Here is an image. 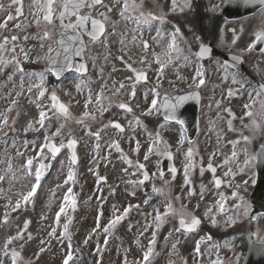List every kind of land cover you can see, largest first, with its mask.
I'll return each instance as SVG.
<instances>
[{
	"label": "rangeland",
	"instance_id": "1",
	"mask_svg": "<svg viewBox=\"0 0 264 264\" xmlns=\"http://www.w3.org/2000/svg\"><path fill=\"white\" fill-rule=\"evenodd\" d=\"M110 14L112 15L111 20H116L114 22L116 25L115 29L113 30L112 27L108 28L106 40L102 38L101 42L95 44L90 42V49L95 53L93 76L78 78L76 77L77 75H72L68 80L61 83H53L49 80L48 76L45 86L49 89V92L46 93L45 97L38 99L35 89L32 93L24 91L19 97L15 95L12 96V99L17 100L16 107L13 108L15 114L12 119V121L15 120V125L14 128L8 130L11 135H9V155L7 157L4 155L3 147H0V174L6 170L8 163H11L14 168H17L27 158L35 156L39 150V146L43 143L44 136L55 132L56 128L61 123L65 125L63 129L64 133L71 132V135H77L79 139V163L71 166V170L75 172V183L71 181L68 184L64 183L70 171L68 156L63 154L56 159L46 160L45 163L49 164L50 167L46 171L45 178L42 181V187L40 190L38 189L36 193L32 208L24 205L22 207V213L16 219L9 220L6 223H2L1 220L3 214L6 212L4 206L7 203V198L10 197L14 204L17 199V193L27 191V187L22 188L21 185L27 186L28 181H20L11 188V191H9L8 183L0 184V188L4 189V192L0 193V246L2 243L4 244L8 236H12V234H16L20 229L25 228V222L30 221L26 229L31 233V239L27 238V240H31L33 243L31 255L35 254L36 249L46 248L47 253L44 256L45 264H59L60 261L65 258L69 244H71L72 251L77 255H81L82 257L86 254L89 259V264H125V260H127V264H137L138 261H142L144 248L151 239V234L148 233L146 229L156 216V210L158 209L159 212L164 213L166 211V203H172L169 197H171L173 193H171L170 189L163 187L165 191L160 193L162 198L160 197L161 199L157 206L150 209V211L137 209L130 214L131 216L127 221H125L126 216L123 221L114 228V239L111 241L107 250L104 249L103 240L106 233L103 231V228L106 225V221L118 215L120 211H123L129 205L135 207L143 203L148 192L147 190H149V183L147 184L144 182L140 188L135 189V195H133L132 192H126L120 184H123L122 181L133 182L142 179L143 171H138L135 167V163L143 160L144 155L147 154L146 151H144L147 146L146 143L148 144V142L156 138V136L154 134L150 136L141 130V126L136 123L137 113L135 111L142 112L149 107L153 99L151 97V86L153 82L159 78H169L171 75V69L168 67L164 68L162 75L157 71L159 65L155 63L154 53L162 54L166 51L169 39L168 33L174 30L173 26H169L165 22L162 25L159 22H154L151 29L145 28L141 39L149 41L152 46V48H148L147 51H145L139 39L136 42H131V30L135 25L131 22L125 23L123 21L119 15V5H116ZM243 21L239 23L249 24L251 22L252 26H245V33H242L241 36L238 37L237 42L247 40L253 33L264 28V16H262V13L252 17L249 21ZM239 23L237 26H239ZM29 29L30 28L17 31L15 28H11L7 30V32L3 30V34L0 37L18 35L22 39L24 35H29V40L24 42L23 46L25 48H29L28 46L34 47L37 53L43 55L44 49L42 50L39 48V42L35 39V33H31ZM157 29H161L164 34V39L160 40L159 43L153 40ZM125 32L128 33L126 38L122 35ZM122 38L125 41L124 45L120 43ZM32 40L38 43L34 45L32 44ZM246 44L247 43L242 44L241 47H245ZM121 56L124 58L123 62L119 59ZM142 57H147L145 63H141ZM162 59H166V57L162 55ZM187 61L188 58L186 63ZM125 62L131 64L134 68L147 71L148 80L145 83L129 80L128 77L134 76V73L126 67ZM148 65H150V67ZM43 67V64L39 65V63H33L28 70L39 72ZM101 68L103 69V73H101ZM113 69H115V71H113ZM80 79H84L88 83L87 87H84L83 90L78 92L76 84L79 83ZM14 80L15 84L19 85V79L14 78ZM121 82L124 84V88L117 92L116 90L119 88ZM133 84H135L134 98L130 95ZM27 85L28 81H25V87H27ZM102 86L106 87L105 95L111 97V105L108 107V110L116 111H113V113L116 114V118L119 121L125 124L126 131L118 132L110 129L102 137L96 138L89 134L88 128H86L85 125H80L76 121L82 117L85 111L84 104L88 91L91 90L95 98L96 93L99 92ZM12 90V83L3 82V84L0 85V94H3L2 98H0V113L4 112L8 107L10 100L7 98V94ZM16 90L18 91L19 89L17 88ZM51 91H55L61 100L69 106L72 119L66 122L64 118L52 117L54 121L48 123L47 127L43 130L39 129L37 131L29 129L25 131L24 129L28 128L29 122H32L34 128H39V125L35 122L39 119V112L42 109L46 110L51 108ZM127 101L132 107L131 113H126L123 109L118 107L120 103ZM37 103L41 105V108L37 107ZM104 103L107 105L108 101H104ZM88 110L94 111L93 105H89ZM49 116H52L51 112H49ZM100 117L101 115L97 113L95 120L99 121ZM85 123L91 129V132H97V124L91 123V120H86ZM169 130L170 125L163 123L159 137L169 145V148L170 146L176 148L179 145L178 142L180 138L175 141L176 139L174 136L171 133L172 136L169 134ZM31 131L37 132L35 138L27 137V133ZM21 133L26 134V136H21ZM255 133H257V131H255ZM262 133L264 134V131ZM69 138V135H65L63 141L66 143ZM11 139H15L16 141L15 149L11 145ZM58 140L61 142V138L58 137ZM137 140L140 142L141 146L139 153L134 155L135 151L133 152V150L136 147L135 141ZM114 141H119V148L123 150V153H125L128 158L133 160V165H128L125 162L123 163L119 159L121 151L115 147ZM97 145H99V148H97ZM16 149L23 153V156H17ZM180 154H182V151H180ZM107 161L108 163H106ZM224 161L225 160H223V162ZM182 164L180 163V168L182 170L181 175L177 179L172 180V176L164 174L165 181H167V178H170V181L184 183L185 176L183 175V171L186 163L182 162ZM35 166L38 167V165ZM125 168L128 169L127 172L124 171ZM146 170L151 176L153 173H158L161 169L160 165L151 163ZM99 176L105 177L106 182L111 184L108 191L105 190L108 184L105 186V184H103L104 182H101L103 179ZM207 179L211 183L209 180L210 175H207ZM197 180L198 179L194 178L191 180V187H196ZM68 187H72L74 197L77 199L78 203L75 210L66 207V212L65 214H61L60 221H63V224L69 223L71 241L60 234L59 224H56V213L65 203L64 196L67 194ZM200 190L199 188L195 190L196 196L191 197L190 203L186 205V212L195 215V213H199L200 211L204 212V210L207 209L200 198L201 195H197ZM5 193L7 194L6 196ZM182 194V191H180L179 196ZM222 195L227 197L226 193H222ZM180 207L181 205H178L175 208ZM10 211L11 208L9 207L7 212L10 213ZM101 213L102 216L99 217L98 214ZM217 217H222V214ZM97 222L100 224V228L98 229H96ZM53 228L56 230V234L50 236L49 233ZM93 229H96V231H93ZM3 230H5V234H1ZM254 230L258 233L260 239H264V216L258 222H255ZM173 234L177 238L173 239L172 245L171 241L168 242L170 245L168 248H165L161 255H154L155 257L153 256L152 259H150L151 264H211L212 262L217 264V262H220L219 259L215 260V257L218 255L215 254L216 251L212 248H208L206 251L200 248V252L197 254L195 249L189 250L183 247V244L188 238L187 235H183L175 230ZM73 235H75V240L78 241V247H80V250L83 249L85 254L75 251L72 247ZM85 239L88 241L87 244L84 243ZM42 241L43 243H41ZM174 241L176 242L175 248H173ZM190 242L192 245H203L205 242L204 235L196 234L190 238ZM114 246H116V251L114 250ZM93 247L99 248L100 252H95V248L93 251ZM35 260L36 259H31L30 262ZM223 261L225 260L223 259L221 262ZM38 264H41V262ZM81 264L84 263L81 261Z\"/></svg>",
	"mask_w": 264,
	"mask_h": 264
},
{
	"label": "snow or ice",
	"instance_id": "2",
	"mask_svg": "<svg viewBox=\"0 0 264 264\" xmlns=\"http://www.w3.org/2000/svg\"><path fill=\"white\" fill-rule=\"evenodd\" d=\"M245 3L248 4H258L262 6V16H264V0H245ZM119 5V15L123 19L125 23L131 22L135 25V27L131 30V42H136L138 39L142 44L145 51L150 47L149 42L147 40L141 39L143 36V31L145 28L151 29L154 22H159L161 25L164 23V16L156 14L152 11H148L144 7V0H115L114 5H107L104 3V0H31L30 8L32 9L33 23L35 28L37 29L35 33V39L39 42V48L44 49L46 42L48 43L46 52L43 55H40L35 51V48H25L23 46L24 42L29 40V35H24L21 39L18 35L11 36H3L0 37V78L4 79V83H12L13 90L7 94V98L10 100L8 107L4 110V112L0 113V147L4 149V155L7 157L8 146H9V129L14 128L15 120L9 123V113L12 112L13 108L16 107L17 100L12 99V96L15 95L19 97L23 94L24 91L28 93H32L35 89L39 98L45 97L46 93L49 92V89L45 86L46 80L49 74L54 75L56 77H61L63 74L70 69H74L75 72L86 75L89 71V65L86 62L75 63L76 58L85 57L86 51L88 49V44L85 42V36L88 37L89 41L92 44L97 42H101L102 38L107 39L108 28L112 27L115 29L116 25L111 20L110 13L113 10V7ZM14 6L15 15L9 14V9ZM191 7V0H184L183 4L179 2V0H171L170 12H184L186 8ZM99 9H104L103 11H99ZM94 10L96 11V15H93ZM216 7L213 6L210 11H215ZM0 12H5L7 15V19L4 20L3 23H0V29H7L8 21H16L18 18L24 16V4L23 0H11V5L9 8H6L4 4L0 3ZM59 26L61 31L58 33L59 38L54 39V29L56 26ZM15 29L17 31L21 30V24L16 23ZM234 31V30H233ZM123 37H127L128 33L125 32L122 34ZM168 43L166 51L162 54H155V63L159 65L157 71L162 75L164 68L167 64L172 62L173 54H176V57L179 58V54L184 51V48H191V45L187 43L183 34L180 31L179 27H174V30L168 33ZM164 39V34L161 29L156 30V35L153 37L157 43L160 40ZM124 39L120 40L121 45H124ZM235 39L233 40V44H235ZM196 47L198 51L193 53L194 56L203 59L205 57L210 56L213 51L214 45H209V43L197 36L195 38ZM181 44L184 45V48L181 47ZM264 44V28H261L259 31L254 33L253 41L247 45V47L243 51H252L258 45ZM166 57V59H162ZM119 59L123 62V56L119 57ZM187 60V56L184 57ZM241 59L240 56L232 57V67H235V62ZM147 57H142L141 63H145ZM32 63L43 64L44 67L41 71H29L26 65ZM93 61V66H94ZM126 63V67L130 69L134 76L128 77L129 80H134L135 82H139L141 80H147V74L143 69H137L132 67L131 64ZM221 66L225 69L227 73V69L229 67V63L227 60L221 61ZM150 67V65H148ZM115 71V69H113ZM101 73H103V69L101 68ZM196 77H199V83L196 85L199 87L204 84L203 72L197 71ZM14 78H18L20 83L19 85L15 84ZM227 79V74L225 76ZM233 83H236V77L233 76ZM25 81H28L27 87H25ZM195 82V80H194ZM87 81L84 79H80L79 83L76 84L77 91L83 90L84 87H87ZM19 89L18 91L16 89ZM124 88V84L121 82L119 88L116 90L117 92L120 89ZM106 87L102 86L98 93H96L95 98L91 90L88 91L87 98L85 100L84 109L85 111L82 114V117L76 122L79 124L85 125L88 128L89 134L95 137L100 136V132L97 131L95 133L91 132V129L85 123L86 120H94L96 118V114L99 113L103 115L105 111L108 110V107L111 105V97L105 95ZM155 91V89H154ZM233 91L229 90V95H232ZM131 97H135V84L132 86V91L130 93ZM3 94H0V98H2ZM159 96L160 93L156 91V98L152 99L149 109L147 110V114L151 115L153 111L159 112L160 108H164L167 112L165 115V120H177L179 124L183 125L184 121L179 119L176 115L177 109L188 99H198L197 93H189L185 96H176L175 102L167 95L165 96V100L163 104H159ZM264 96V84L260 85V91L256 93V97L259 98ZM51 100V108L42 109L39 112V119L35 122L39 125V128H34L32 122H29L28 128L24 129L28 131L29 129L39 130L45 128V121H51L52 117H63L67 122L72 119L71 113L69 111V106L62 102L60 98L57 96L55 91H51L50 95ZM104 101H108V104L105 105ZM256 100L252 99L250 103L245 104L244 108L247 109L244 113L245 117H252L253 112L251 109L255 104ZM89 105H93L94 111H89ZM262 105H264V101H262ZM37 107L41 108V105L37 103ZM121 109H126L128 112H132V108L129 104L120 103L118 105ZM231 111L230 109L228 110ZM49 112L52 113V116H49ZM234 117V114H233ZM244 117H241L243 120ZM136 123L140 124L139 117L136 118ZM253 125L256 128H259V124L253 120ZM112 126L118 129L120 132L124 131L123 126L118 122H113ZM65 125L61 123L56 131L44 136L43 143L39 146V150L35 156H31L27 158L21 165L17 168H14L11 163L7 164L6 170L0 174V184L8 183L9 191L11 188L18 184L22 180H27L28 185H21V187H27L26 192H18L17 199L14 204L11 198H7V203L5 204L6 212L3 216V221L6 223L9 220V214L7 209L10 207L11 212H17L24 205H27L32 198L36 195L38 189L41 188L42 181L45 178V174L47 169L50 167L49 164H46L45 161L48 159H56L58 155L61 153L62 149L71 150V160L69 163L70 171L64 181L65 184H68L70 181L75 183V172L71 170V166L78 162V157L76 155L75 149L78 144V140L74 137L67 140V143L63 141V137L65 135L71 136V132L64 133ZM104 128L109 127V125L105 124ZM229 127L231 128V121H229ZM151 136V133L149 134ZM61 138V142L59 145L55 142L57 138ZM241 140L248 145L251 143V139L249 136H242L240 139L230 142L233 143L234 148L236 144H239ZM115 147L121 151L122 158L126 160L128 165H133V160L128 158L126 155H123V150L119 148V141L113 142ZM179 145H183L184 136H181ZM11 145L15 149L16 141L15 139H11ZM135 152H139L140 142L135 141ZM99 148V145H97ZM47 150V151H46ZM245 153L244 165L248 166L251 163H259L264 161V144H260L258 146V150L256 154H250L249 149L247 147L241 149ZM17 156H23L18 149H16ZM158 155L163 157H168L171 159L172 152L169 150V145L164 142L160 137L159 133H156V138L152 139L150 146L147 149V154L144 156V160L148 161L151 155ZM213 156L215 153L212 154ZM232 157H237V151L232 152ZM193 152L192 149H189L187 152L186 158L189 163H186L184 166V176H185V184L189 185L191 183L189 179L190 171L195 167V163L192 162ZM227 163V161H225ZM35 165H38L36 167ZM135 167L137 170H143L142 179L133 181L132 183L137 185L144 184L145 181H150L156 177L158 174L162 179L164 172L160 170L158 173H153L151 176L146 170V165L143 163H139L138 161L135 163ZM208 168L212 171L213 174L216 172V168L209 163ZM244 169L241 168L240 171ZM125 172L128 171L127 168L124 169ZM204 169L201 168V173H203ZM171 172L173 174V179L175 178V173L177 169L175 167L171 168ZM232 170L229 168L228 172L225 173L226 176L232 175ZM101 179H105L102 177ZM214 183L217 188L221 186L224 181H222L219 177L214 178ZM168 182L165 181V185ZM153 193H163L165 189L157 188L153 185L152 188ZM4 189L0 188V193H3ZM203 192V190H202ZM201 192V198H202ZM195 189H190L188 192L189 196L195 195ZM7 194L5 193V196ZM133 195L135 193L133 192ZM232 197L238 200V203H234L231 208L226 207L227 198L222 194L220 199L216 202V212H213V209L209 207L205 212V216L209 217L211 223L215 226L217 225V216L232 212L233 215H229L227 218L228 223L235 224L237 222V218L249 217L251 215L252 219H256L255 214L253 213L251 207L247 205L243 198L239 196L238 192H233ZM176 199H179L178 197ZM64 205L59 208V211L56 213V221L59 224L61 214H65L66 207H70L72 210L75 209L76 199L73 194L72 187H68L67 194L64 196ZM148 201L146 200L145 203ZM132 205H129L124 209L121 215H116L113 219L108 221V224L104 226L103 231L105 233H109L111 229H113L118 223H120L125 216H127L130 211ZM138 207V205H137ZM198 207V205H197ZM166 211L164 213L156 210V216L154 218L155 228L158 231L161 225L165 222L166 218L169 216L178 217V226L174 229L176 232L186 231L193 232L201 225V219L191 213L186 212V206L181 205L180 208H175L173 203L168 202L165 205ZM102 215V213H101ZM235 217V218H234ZM28 223L30 221L25 222V229L27 228ZM151 226V225H149ZM63 233L62 235L71 241V233L69 232V223L63 224ZM100 228L99 222L96 224V229ZM93 229V231H96ZM56 234V230L53 228L49 233L50 236H54ZM171 235V233H169ZM258 235V234H257ZM24 235L22 232H17L16 235L8 236L6 241L3 244V247L0 248V255L4 258H9L11 264H22L21 252L17 251L14 247H11L14 241L22 240ZM90 238V237H89ZM28 239H31V234L29 233ZM208 239H211V236H208ZM87 239H85L84 243L87 244ZM43 243V241L41 242ZM107 243V240L105 241ZM259 243L264 245V239H260ZM155 245H156V231L153 232L151 239L148 242L147 249L143 252L142 261H138L137 264H151L150 258L155 255ZM23 245H21V248ZM173 248H175V244H173ZM264 250V249H262ZM41 252L44 251V248L40 249ZM99 251V248H97ZM195 252L199 254L200 247L199 244L196 245ZM77 257L74 255V252L71 249V244L68 246V250L66 252L65 258L63 259V264H76ZM0 264H4V260L0 258ZM125 264H127V260H125ZM219 264V262H217Z\"/></svg>",
	"mask_w": 264,
	"mask_h": 264
},
{
	"label": "flooded vegetation",
	"instance_id": "3",
	"mask_svg": "<svg viewBox=\"0 0 264 264\" xmlns=\"http://www.w3.org/2000/svg\"><path fill=\"white\" fill-rule=\"evenodd\" d=\"M30 2L31 0H23L24 16L18 18L16 21H8L7 26H15L16 23H20L21 26H35L33 23L34 18L31 14L32 9L30 8ZM179 2L183 4L184 0H179ZM0 3L4 4L6 8H9V6L11 5V0H0ZM104 3L107 5H114L115 0H104ZM170 6L171 0H144V7L148 11L163 15L164 22L169 26L179 27L183 32V37L185 38L187 43L191 45V48L188 49L184 48V45L181 44V47L184 48V51L179 54V58L176 57V54H173L172 65L170 63V87H168L166 93L171 95H182L193 90L197 91L196 93L198 94L197 101L200 129L198 133L191 139L186 135L185 131L181 128L176 120L167 122L170 125L169 134L171 133L176 140L181 138V136H184L183 148L181 147L178 149H171L172 146H170L169 148L173 152L175 164L179 169V173L175 176L174 179H177L182 173L180 163H189L188 159L186 158L189 149H192L193 152L192 159L196 158L194 161L195 167L190 171L189 179L190 181L193 178L198 179L196 187H191V183L189 185H186L185 182L177 183L176 181L168 182L167 186L171 191L176 192L178 195L179 192L182 191L183 194L181 196L184 198L189 197L188 192L190 189L194 188L196 190L197 188L202 189L204 187H206L207 189L209 185L207 175L210 169L208 168V160L205 162V159H210V157L218 158L223 154V152L219 150L214 151L212 150V148L209 149L208 144L222 143L223 145L228 144L227 146L229 148L237 151V157L233 159V163H237L239 166L237 167L233 164H230L228 168L224 170V174L220 172V175L217 174V168L216 174H212L211 171L209 172V175L212 176V180H214L215 177H219L222 181H224V183H222L219 187L223 188V190L220 192H211L210 197L214 202H217L220 199L222 193L227 194V200L233 198V192H238L240 197L242 195L244 196V191L247 185L252 188H254V186L256 185L258 180V173L257 163H251L248 166L244 165V160L246 157L245 153L241 149L247 147L250 154H256V140H264V134L258 135V133H260V130L256 127H253L252 129H250V133L246 135L244 134V130L237 125L236 129L240 132V134L234 137L229 136L227 135V132L230 131L229 121L232 122L233 119L224 117L233 116L234 102L242 99L243 96L249 94V92L253 93V99L256 100V93L260 91V85L264 84V51H257L256 49H253L252 51H243L247 47V45H249L253 41L254 33L251 37H248L247 40L237 42L238 37L241 36L242 33H245V26H252L251 22L249 24H240L239 22L250 19L262 13V8L255 15L249 16L246 19L233 20L230 18L227 19L224 16V0H191L190 8H186L184 12L177 11L175 13L169 11ZM213 6L216 7V10L214 12L210 11ZM115 7H113V9ZM103 10L104 9H99V11ZM233 13H235L234 10L231 11V14ZM9 14L15 15L14 6L9 9ZM96 14L97 13L94 10L93 15ZM231 18H233V15ZM6 19V13L0 12V23H3ZM238 23L239 26H237ZM52 31L55 34L54 39H58V33L61 31L59 26L57 25L54 29H52ZM197 36L206 40L209 45H214L215 47L213 48L211 54L218 52L217 55L210 54V56L203 59L194 56L193 53L198 51L195 43V38ZM85 38L87 39L88 37L85 36ZM234 39L236 41L235 44H233ZM49 42H46L44 52H46ZM244 43H247L246 46L241 47V45ZM89 51L90 53L94 52L89 48L88 45L87 52ZM231 55H237L242 58L243 62L246 65V71H239L236 70L235 67L229 66L227 69V73L225 72V69L221 66L220 62L225 61V56ZM185 56H187L188 58L187 63L184 59ZM197 71L203 72L204 79V84L200 85L199 87L196 86L199 83L200 79L199 77H196ZM210 73L218 74L216 77H214ZM226 74L227 78L231 79H225ZM234 75L237 80L236 83H233L232 77ZM241 78H247V81L249 83L248 86L246 83H243ZM221 80L224 81L222 82ZM224 84L227 85L226 89L224 88ZM228 89H231L233 91L232 95H229ZM253 106V116L254 118H258V120H256V123H262L264 131V109H257V101ZM229 109L231 110L230 112L228 111ZM143 112L144 111L140 112L136 110L137 117H139L140 119L141 127L144 126V119L141 117ZM260 116H262L263 118H260ZM114 120H117L115 113H113V119H111V121L113 122ZM163 123L165 122H160L158 120L154 121V125L157 129H155L156 133H160ZM255 131H257V133H255ZM245 135L250 137L251 143L245 145V143L241 140V142L239 144H236L234 148L233 143L230 142H234ZM233 139L236 140L232 141ZM146 150L147 149L145 147L144 151ZM180 151H182V154H180ZM213 153H215L214 156L212 155ZM201 168L204 169L203 173H201ZM229 168H231L233 174L226 176L225 173L228 172ZM241 168H243L244 170L240 171ZM154 185L155 187H158V183H155ZM240 185L241 189L239 187ZM158 200L159 199L156 198V202ZM246 201H249L247 197L244 198L245 203ZM163 226L164 225H162L161 227ZM253 234L255 233L252 232V236ZM231 244L236 245L239 250H242L246 242L243 239H237L236 242L233 240ZM232 253H235V250L233 248H231L230 250V254ZM1 258L4 260V264L9 263L10 261L9 258Z\"/></svg>",
	"mask_w": 264,
	"mask_h": 264
},
{
	"label": "water",
	"instance_id": "4",
	"mask_svg": "<svg viewBox=\"0 0 264 264\" xmlns=\"http://www.w3.org/2000/svg\"><path fill=\"white\" fill-rule=\"evenodd\" d=\"M260 7H262V6L256 4L251 10L245 12L244 14L252 13L253 11H255L256 9H258ZM164 111H165V109H164ZM262 171H264V168H263ZM258 190L260 192H262V189H258ZM262 196H264L263 192H262ZM257 201L258 202H262V201H264V198H258ZM255 212H256V214H258L259 212H264V205H262V204H255ZM263 263H264V261L262 260V263H260V264H263Z\"/></svg>",
	"mask_w": 264,
	"mask_h": 264
}]
</instances>
